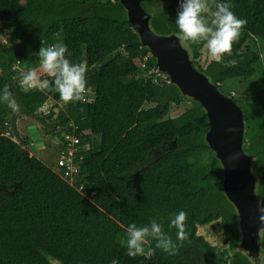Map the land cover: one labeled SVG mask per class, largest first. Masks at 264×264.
<instances>
[{
  "label": "trees",
  "instance_id": "obj_1",
  "mask_svg": "<svg viewBox=\"0 0 264 264\" xmlns=\"http://www.w3.org/2000/svg\"><path fill=\"white\" fill-rule=\"evenodd\" d=\"M179 2L169 0L152 14L156 33L177 35ZM221 2L212 0L214 9ZM231 5L247 21L232 56L225 58L235 59L236 65L225 68L211 62L198 69L220 90L233 79L248 81L249 91L264 88L263 60L248 45L250 40L264 44V0H231ZM2 37L10 43L0 47V88L8 86L18 108L13 111L0 102V186L7 188L0 192V264H254L238 250L239 217L224 193L220 160L206 141L210 125L204 107L183 96L176 85L155 81L149 70L156 66V57L140 74L137 60L149 50L120 0H0ZM54 43H64L74 62L87 65L88 92L94 97L63 103L62 110L47 116L42 106L50 98L60 101L59 94L54 88L25 91L13 65L26 60L28 70L37 67L41 47ZM191 47L195 61L200 48ZM259 101L242 108L245 151L258 180L257 198L264 201V108L255 106ZM187 102L190 106L182 114L171 116L174 105ZM18 115L35 119L46 130L59 128V138L80 137L84 161L77 179L83 192L41 160H25L22 145L31 144L30 136L19 144L6 134L9 125L16 129ZM176 138L175 150L156 161L148 159L150 151ZM181 210L187 213V238L176 241L169 224ZM152 219L176 241L175 254L156 249L151 258L128 257L121 244L128 225ZM215 222H221L231 255L198 234L199 227ZM19 234L33 240L43 254ZM260 241L264 247V230ZM147 247L154 248L155 242Z\"/></svg>",
  "mask_w": 264,
  "mask_h": 264
},
{
  "label": "water",
  "instance_id": "obj_2",
  "mask_svg": "<svg viewBox=\"0 0 264 264\" xmlns=\"http://www.w3.org/2000/svg\"><path fill=\"white\" fill-rule=\"evenodd\" d=\"M120 2L142 45L156 57L159 71L169 76L183 96L199 101L204 107L210 125L206 141L220 160L224 173L223 190L239 217L241 242L238 250L246 253L254 264H264V247L260 241L264 224L260 223L261 213L257 208L258 180L252 171V157L245 151L244 109L196 67L188 47L181 44L178 35H161L153 30L152 15L144 9L143 0ZM27 131L38 151L44 141L37 125H29ZM177 147L176 138L150 151L148 159L153 156L156 161ZM22 153L28 161L30 157L25 145ZM0 192H7V188L0 186Z\"/></svg>",
  "mask_w": 264,
  "mask_h": 264
},
{
  "label": "clouds",
  "instance_id": "obj_3",
  "mask_svg": "<svg viewBox=\"0 0 264 264\" xmlns=\"http://www.w3.org/2000/svg\"><path fill=\"white\" fill-rule=\"evenodd\" d=\"M246 19L238 17L232 10L231 0L218 3L213 10L208 0H180L175 25L178 39L184 47L203 44L209 63L223 64L225 68L234 67L235 59L231 57L233 44L239 39L241 30L246 26ZM39 64L21 74L20 85L25 91L44 92L53 88L65 104L83 102L89 89L88 67L85 63L74 62L71 53L64 43L42 46L37 53ZM0 102L16 111L18 105L7 85L0 88ZM39 129V128H38ZM260 223L264 224V201L257 202ZM187 213L183 210L173 214L169 228L175 229L176 241H184L186 237L185 222ZM155 242V247L147 245ZM165 231L164 225L152 219L148 224L131 223L126 230V238L121 242L126 246V255L148 257L159 249L174 255L177 243Z\"/></svg>",
  "mask_w": 264,
  "mask_h": 264
},
{
  "label": "rangeland",
  "instance_id": "obj_4",
  "mask_svg": "<svg viewBox=\"0 0 264 264\" xmlns=\"http://www.w3.org/2000/svg\"><path fill=\"white\" fill-rule=\"evenodd\" d=\"M169 0H145L143 3L144 9L150 13L151 15L158 10H160L165 4L168 3ZM210 7L214 10V4L212 3V0H208ZM10 42L6 40V38H0V47L1 46H7ZM200 48V57L199 59L195 60V65L197 68H205L209 62L207 60V53L206 50L203 48V44H198ZM248 45L252 47L254 50L258 51L261 55V58L263 60V69H264V44L261 45L260 43L250 40ZM188 49L190 51V54L192 56V47L191 45L188 46ZM27 59V58H26ZM26 61V60H25ZM24 62V61H23ZM27 62V61H26ZM14 70L16 71V74L18 73H24L28 70L27 65H19L16 62H14ZM19 66V67H17ZM21 77L18 79L20 82ZM221 90L223 93H226L227 95H231L235 98L236 102L241 106L244 107L247 102H254L258 98H260V101L255 106H261L264 108V88L262 86L259 87V89H254L252 91H249V82L244 79H233L226 82V84L221 85ZM261 90V91H260ZM47 108H51L52 111H59L62 110V107L64 106L63 102L54 98H50L46 103ZM59 105V107H57ZM190 106V102L184 103L180 106H173L171 116L177 117L180 114H182L188 107ZM57 107V108H56ZM31 124H36L38 128H40V134L42 135L44 145L38 148V151L34 149L33 140L31 139V144L26 147L27 152L29 153V157L33 156L39 160H41L43 163H45L50 168L54 169L56 171V165L58 162V149L60 148L59 140L60 138L57 136V131L59 128L51 127L49 129H44L40 124V122L36 121L33 118H28L24 115H18L16 118V129H13L12 126L9 125L10 132L6 131V134L8 136H11L14 138V140L21 144L22 140L28 135L27 127ZM14 130V131H13ZM53 130V131H52ZM31 138V137H30ZM247 145V143H246ZM23 146V145H22ZM198 234L203 235L209 243H211L213 246H216V248L226 253L227 255L232 254V250L230 249L229 245L225 242V236L223 232V227L221 225V222H215L209 226L205 227H199L198 228ZM20 238L25 241L28 245H30L33 249L37 250L41 254H43L42 250L39 248V246L30 238L19 234ZM55 264V263H53ZM56 264H60L57 263Z\"/></svg>",
  "mask_w": 264,
  "mask_h": 264
},
{
  "label": "built area",
  "instance_id": "obj_5",
  "mask_svg": "<svg viewBox=\"0 0 264 264\" xmlns=\"http://www.w3.org/2000/svg\"><path fill=\"white\" fill-rule=\"evenodd\" d=\"M114 1V0H112ZM152 57H155L153 53L150 51L144 55L143 57L137 60V66L139 67L140 74L144 75L146 69L149 68V61ZM26 62L18 61L19 65H26ZM19 67V66H17ZM149 74L153 75L156 82H170V78L167 74L159 71L157 66L150 68ZM94 97V94H90L87 92L88 97ZM41 112L44 115L50 116L53 111L51 108H47L46 104H44L41 108ZM64 138H60V152L58 154V162L56 164V172L66 181H70L73 187H77L80 192L84 191V186L80 178L77 177L82 173L81 164L84 161V155H80V147L81 139L78 135L75 134H64ZM79 184V186H77Z\"/></svg>",
  "mask_w": 264,
  "mask_h": 264
},
{
  "label": "crops",
  "instance_id": "obj_6",
  "mask_svg": "<svg viewBox=\"0 0 264 264\" xmlns=\"http://www.w3.org/2000/svg\"><path fill=\"white\" fill-rule=\"evenodd\" d=\"M42 136V135H41ZM52 263H55L56 264V262L57 263H59L58 261H56V260H50ZM61 264V263H60Z\"/></svg>",
  "mask_w": 264,
  "mask_h": 264
}]
</instances>
